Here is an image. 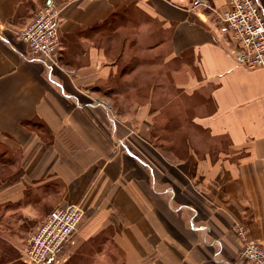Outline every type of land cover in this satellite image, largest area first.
<instances>
[{"label": "crops", "instance_id": "obj_1", "mask_svg": "<svg viewBox=\"0 0 264 264\" xmlns=\"http://www.w3.org/2000/svg\"><path fill=\"white\" fill-rule=\"evenodd\" d=\"M54 1L50 72L19 38L45 0H0V264L71 205L45 264H251L233 228L264 246V67L236 62L225 0Z\"/></svg>", "mask_w": 264, "mask_h": 264}, {"label": "built area", "instance_id": "obj_2", "mask_svg": "<svg viewBox=\"0 0 264 264\" xmlns=\"http://www.w3.org/2000/svg\"><path fill=\"white\" fill-rule=\"evenodd\" d=\"M198 5L207 4L204 0H196ZM60 13L61 8L54 0H45L33 23L19 35L27 45L31 59L45 63L50 72L59 65ZM218 15L236 45L232 51L236 62L248 69L264 67L261 0H225V10ZM84 217L85 211L78 205L52 210L46 220L31 232L21 253L24 263L45 264L56 257L78 230ZM233 230L242 242L239 257L251 264H264V246L248 238L247 227L237 223Z\"/></svg>", "mask_w": 264, "mask_h": 264}, {"label": "rangeland", "instance_id": "obj_3", "mask_svg": "<svg viewBox=\"0 0 264 264\" xmlns=\"http://www.w3.org/2000/svg\"><path fill=\"white\" fill-rule=\"evenodd\" d=\"M25 231L24 232H26V233H24L23 235H22V237H21V239H22V241H24L23 242V244H25L26 245V243H27V240L29 239V236H30V234H31V232L35 229L34 227V229L32 228H30V227H28V224H27V222L25 223ZM28 227V228H27ZM31 229V230H30ZM30 230V231H29ZM29 231V234L27 235V232ZM14 239H15V241H18V239L16 238V237H14ZM25 239V240H24ZM22 244V245H23ZM18 246H17V248L15 247V245H14V247L12 246V249H14V251H16V253H13L14 251L11 249V247H9L10 249V252H9V259H11V258H17L18 259V263L17 264H22V261H21V251H23V250H21V249H24L25 248V246H22V248L20 249V250H18L19 249V247L21 246L20 245V242L17 244ZM0 247H1V243H0ZM2 247H3V245H2ZM4 248V247H3ZM13 251V252H12Z\"/></svg>", "mask_w": 264, "mask_h": 264}]
</instances>
